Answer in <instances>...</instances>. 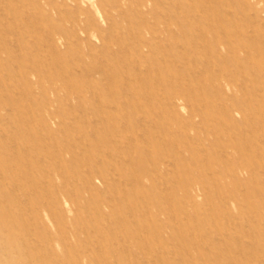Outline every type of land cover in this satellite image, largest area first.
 Wrapping results in <instances>:
<instances>
[{"label": "rangeland", "instance_id": "obj_1", "mask_svg": "<svg viewBox=\"0 0 264 264\" xmlns=\"http://www.w3.org/2000/svg\"><path fill=\"white\" fill-rule=\"evenodd\" d=\"M0 264H264V0H0Z\"/></svg>", "mask_w": 264, "mask_h": 264}, {"label": "bare ground", "instance_id": "obj_2", "mask_svg": "<svg viewBox=\"0 0 264 264\" xmlns=\"http://www.w3.org/2000/svg\"><path fill=\"white\" fill-rule=\"evenodd\" d=\"M15 43V42H14ZM145 233V232H144Z\"/></svg>", "mask_w": 264, "mask_h": 264}]
</instances>
